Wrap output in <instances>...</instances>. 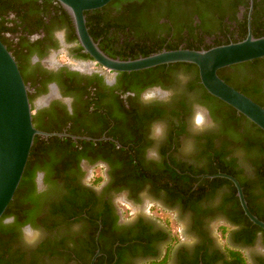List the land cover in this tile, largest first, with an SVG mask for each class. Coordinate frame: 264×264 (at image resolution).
<instances>
[{
    "label": "flooded vegetation",
    "instance_id": "1",
    "mask_svg": "<svg viewBox=\"0 0 264 264\" xmlns=\"http://www.w3.org/2000/svg\"><path fill=\"white\" fill-rule=\"evenodd\" d=\"M183 2L99 9L91 15L99 49L131 60L264 33V0ZM0 40L29 88L34 127L68 135L50 137L68 143L55 166L60 176L35 170L16 211L2 216L0 264H85L91 250L99 251L94 264H160L165 257V264H242L237 254L245 264H264V232L240 220L235 186L199 177L216 165L232 170L264 218V133L206 98L195 67L107 71L81 48L56 0H0ZM149 89L156 98L145 102ZM197 112L207 116L203 128L194 123ZM145 198L183 223V239L140 212ZM120 201L139 211L123 218Z\"/></svg>",
    "mask_w": 264,
    "mask_h": 264
},
{
    "label": "water",
    "instance_id": "2",
    "mask_svg": "<svg viewBox=\"0 0 264 264\" xmlns=\"http://www.w3.org/2000/svg\"><path fill=\"white\" fill-rule=\"evenodd\" d=\"M71 19L81 48L107 71L131 73L172 64H190L197 68L200 84L212 97L233 108L264 132V108L222 80L221 69L264 58V36L250 32L241 41L207 50H161L131 60L113 59L94 42L86 26L85 12L104 8L113 0H56ZM250 31V25H249ZM25 84L11 52L0 40V220L22 180L36 136L45 139L68 136L46 133L33 125V113ZM74 139V137L71 136ZM201 179L222 178L236 188V196L247 219L264 231V222L251 213L239 182L231 175H201ZM99 251L89 264H94Z\"/></svg>",
    "mask_w": 264,
    "mask_h": 264
},
{
    "label": "trees",
    "instance_id": "3",
    "mask_svg": "<svg viewBox=\"0 0 264 264\" xmlns=\"http://www.w3.org/2000/svg\"><path fill=\"white\" fill-rule=\"evenodd\" d=\"M121 3H124L126 5V7L128 9H146L148 7H155V8H160V7H172V6H180L182 5L184 2L183 0H113L111 1L107 6H105L104 8H102V10H106V9H111L116 5H119ZM102 10H96V11H91V12H85V17H86V26L88 28L89 34L92 37V39L96 42L97 41V35L95 33L94 27L93 25H95V22H91L92 20V14L93 13H99ZM160 11V10H159ZM161 16H164L166 14H164L163 12H160ZM93 23V25H92ZM258 30V28H257ZM255 38L258 37H262L264 36V33H262V31L258 30L257 34L253 35ZM244 40V39H242ZM241 41V40H240ZM238 42V41H237ZM235 43V42H234ZM177 48L174 49H167V50H176ZM210 49V48H209ZM191 50H198V49H191ZM207 50V49H204ZM159 52V51H157ZM156 53V52H154ZM153 54V53H151ZM148 53H144L142 55V57H146L148 55H151ZM112 58V57H111ZM136 59V58H134ZM172 67H180L183 66L185 68H190V67H195L194 65H190V64H174L171 65ZM164 67V66H163ZM195 69H197L195 67ZM219 77L224 80L227 84H229L230 86H232L234 89L240 91L242 94L246 95L247 97H249L250 99H252L254 102H256L258 105H260L261 107L264 108V58L262 59H258V60H254L252 62H247L244 64H240V65H235V66H231V67H227L224 69H221L218 72ZM200 82L199 77L196 76V80ZM201 85V84H200ZM202 88V85L200 86ZM204 89V88H203ZM204 96L208 99H211L213 101H216L220 104L223 105L224 110V115L225 116H233L235 115V113H237L233 108L227 106L226 104H224L223 102L219 101L218 99L212 97L211 95H209L205 89H204ZM241 117H243L241 115ZM246 119V118H245ZM254 125V124H253ZM255 126V125H254ZM256 127V126H255ZM259 129V128H258ZM260 130V129H259ZM261 132H263L262 130H260ZM264 133V132H263ZM61 139L59 138H49L47 141H41L40 137L36 136L34 139V144L32 146L29 158H28V162L22 177V180L18 186V189L16 190L15 194H14V198L11 201V203L8 205L5 213L3 214V217H6L8 215H10L11 213L16 211V205L19 201V199H21L24 195L25 192V187L29 184L30 182H32L33 180V175L35 170L37 169H41L43 171H45L46 175H47V179H49L51 176H54V172L59 174L60 176V172H58V170H55V166L56 164H58L64 156V154L60 153V152H64L65 151V144H68L67 142H63L61 143ZM42 142H48L50 143V145L48 147H45L44 144ZM53 149V150H52ZM55 153V154H54ZM212 158H215L217 156H214L213 154L210 155ZM217 166V170L216 171H209L207 173H201L199 175H213V174H218V173H224V174H228L231 176H236V173H234L232 170H227L226 168L221 169L219 167V165ZM214 168H216L215 166H213ZM236 178V177H235ZM50 181V180H49ZM206 182H212V183H219V182H227L229 183L227 180L224 179H220V178H214L211 180H205ZM241 187L243 188V192L245 195V199L247 202V205L249 207V210L251 211V213L253 215H255L259 220H261L262 222H264V218H262L261 216L257 215V213L250 207L249 205V200L248 197L246 195V189L243 187L242 183H240ZM29 189H32L31 187ZM27 190L26 193V197L28 200L31 199L32 200V195H31V190ZM233 190L235 191V188H233ZM33 201V200H32ZM15 209V210H14ZM241 215L242 218L240 219L241 221H245L247 223V225L249 226V231L251 232L252 230H258V231H262L260 228H258L257 226L253 225L248 219L247 217L244 215L243 211L241 210ZM2 217V219H3ZM1 222V220H0ZM1 225V223H0ZM251 234V233H250ZM252 237H247L246 241L248 243L251 242ZM1 244H3V242H1ZM94 251L91 250V254L90 257L88 258V260H84L85 264H89V260L91 259V257L93 256ZM234 258H238V260L242 261V264H245V260L244 258L237 254V255H233ZM167 262V257H165L160 264H165Z\"/></svg>",
    "mask_w": 264,
    "mask_h": 264
},
{
    "label": "rangeland",
    "instance_id": "4",
    "mask_svg": "<svg viewBox=\"0 0 264 264\" xmlns=\"http://www.w3.org/2000/svg\"><path fill=\"white\" fill-rule=\"evenodd\" d=\"M119 208L122 211L123 218L128 219L133 216L137 211H139L149 218H153L156 222L160 223L162 226L167 227L172 230L175 234H178L182 239L184 238L180 233L183 228V223L181 221L175 220L169 212H164L160 210L155 204H152L150 198H145L143 205L137 209L130 203L121 202L119 203ZM212 233L215 238L216 243L220 246L225 244V240L219 230H217L216 225L212 226Z\"/></svg>",
    "mask_w": 264,
    "mask_h": 264
},
{
    "label": "clouds",
    "instance_id": "5",
    "mask_svg": "<svg viewBox=\"0 0 264 264\" xmlns=\"http://www.w3.org/2000/svg\"><path fill=\"white\" fill-rule=\"evenodd\" d=\"M156 98V91L153 90V89H149L147 91H145V93L143 94L142 96V99L145 101V102H149L153 99ZM206 111V110H205ZM207 116L205 115V112H197L196 115H195V125L198 127V128H203V126L207 123ZM31 242V241H29Z\"/></svg>",
    "mask_w": 264,
    "mask_h": 264
}]
</instances>
